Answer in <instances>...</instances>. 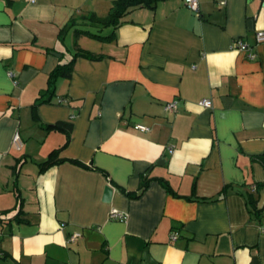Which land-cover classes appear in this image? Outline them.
<instances>
[{
    "label": "crops",
    "instance_id": "0c3cea01",
    "mask_svg": "<svg viewBox=\"0 0 264 264\" xmlns=\"http://www.w3.org/2000/svg\"><path fill=\"white\" fill-rule=\"evenodd\" d=\"M112 1L0 0V211L14 209L0 215V264H264V0H158L89 29L110 40H75ZM78 49L99 57L76 56L44 101Z\"/></svg>",
    "mask_w": 264,
    "mask_h": 264
},
{
    "label": "trees",
    "instance_id": "16d2710c",
    "mask_svg": "<svg viewBox=\"0 0 264 264\" xmlns=\"http://www.w3.org/2000/svg\"><path fill=\"white\" fill-rule=\"evenodd\" d=\"M158 0H113L112 4L109 8L108 13L105 16H98L96 14H90L87 16V23L89 26H95L101 29L103 28H108V27H115L120 19L123 17L124 14L128 12L129 9L140 6V5H147V6H153ZM75 23L67 24V27L63 28V32L60 33V36H64L66 32L68 31L69 28H73ZM81 24H78L77 27L73 28V36L74 39L77 40L81 35H87L91 38L99 39V40H110L112 38V35H109L107 37H104L103 35L92 32L91 30L87 28H81L79 27ZM256 42V41H255ZM249 45V44H248ZM251 46V45H249ZM253 47V46H251ZM253 49V48H252ZM254 51V50H253ZM244 52V51H243ZM245 53V52H244ZM246 54V53H245ZM83 56V57H88L89 59H96L99 57L96 54H93L89 51L78 49L73 55L72 58L66 62V63H58L56 67L50 72L48 76V86L46 88V93L49 95L48 98L44 101H48L50 97L54 95L55 92V81L57 78L62 77V78H70L72 76V71H73V64L75 61L76 56ZM63 99H59L58 103L62 102ZM55 128L59 130H65L68 131L71 128V124L68 122H58L55 123L54 125ZM23 140V139H22ZM59 149H54L48 156V158L42 162L39 163V170L40 172H43L46 170L48 167L54 165V163L59 162L57 158V153ZM262 163H264V155L260 157ZM21 162V161H20ZM18 167L14 169V187L16 189V197L19 198L20 200V195H19V190H18V185H17V176H18ZM141 188L140 192L145 189V187L148 184L147 179H143L141 183ZM140 192L133 193V196H138ZM132 195V194H131ZM19 203H21L19 201ZM12 210L14 209H6L3 211H0V215H8ZM19 210V209H18ZM19 213V212H17ZM16 213V214H17ZM13 218V217H12ZM11 219V217H9ZM3 258H6V255H0Z\"/></svg>",
    "mask_w": 264,
    "mask_h": 264
},
{
    "label": "built area",
    "instance_id": "2783aa9c",
    "mask_svg": "<svg viewBox=\"0 0 264 264\" xmlns=\"http://www.w3.org/2000/svg\"><path fill=\"white\" fill-rule=\"evenodd\" d=\"M31 1H33V0H31ZM185 4L192 11H198V6H199L198 0H185ZM255 41H256V43L264 42V31H256L255 32ZM232 47L236 48L239 51H244L246 53V56L249 59H253L256 57V53L253 51L252 47L249 46L247 43H245V41L242 38L234 39L232 42ZM7 75L13 79V82L15 84L17 83L16 74L14 73V71L8 70ZM199 103H200V105H202L206 108H210L212 106V102L209 98H202ZM176 105H177L176 101L167 102L164 105V109L167 111H173L176 108ZM135 128L142 130V131L147 130V127L144 125H141V124H136ZM12 143L16 149L20 150L22 148L23 140H22V137L20 136L19 132L14 133V135L12 137ZM109 217L112 219L122 220L125 217V213L122 211H119L118 209L112 208L110 210ZM262 231H264V227H262ZM79 235H80V233H74L69 237V239L74 240ZM176 237H177V232H175V231L172 232L170 235V238L174 240V239H176Z\"/></svg>",
    "mask_w": 264,
    "mask_h": 264
},
{
    "label": "rangeland",
    "instance_id": "374dc122",
    "mask_svg": "<svg viewBox=\"0 0 264 264\" xmlns=\"http://www.w3.org/2000/svg\"><path fill=\"white\" fill-rule=\"evenodd\" d=\"M99 1H102V0H96V7L99 9V10H103L104 11V8L103 9H101L100 8V2ZM79 27H83V28H87V29H95V27H93V26H89V25H85V24H81ZM67 41L69 42V47H72L73 46V44H72V42H70V38L69 39H67ZM88 42H84V40L81 42L82 43V46H88L89 48H90V46H93V45H96V42L95 41H93V40H87ZM67 42V43H68Z\"/></svg>",
    "mask_w": 264,
    "mask_h": 264
},
{
    "label": "water",
    "instance_id": "95a60500",
    "mask_svg": "<svg viewBox=\"0 0 264 264\" xmlns=\"http://www.w3.org/2000/svg\"><path fill=\"white\" fill-rule=\"evenodd\" d=\"M56 54V53H54ZM58 55V54H57ZM160 162V161H159ZM112 195V187L110 185H106L104 187V195H103V200L109 201Z\"/></svg>",
    "mask_w": 264,
    "mask_h": 264
}]
</instances>
